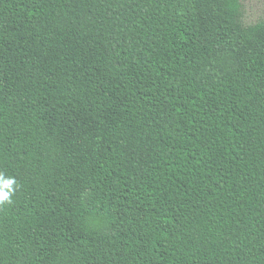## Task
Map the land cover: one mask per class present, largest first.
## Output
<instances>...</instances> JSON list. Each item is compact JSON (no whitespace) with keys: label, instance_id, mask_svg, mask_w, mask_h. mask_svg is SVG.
Instances as JSON below:
<instances>
[{"label":"trees","instance_id":"obj_1","mask_svg":"<svg viewBox=\"0 0 264 264\" xmlns=\"http://www.w3.org/2000/svg\"><path fill=\"white\" fill-rule=\"evenodd\" d=\"M243 0H0V264H264V16Z\"/></svg>","mask_w":264,"mask_h":264},{"label":"rangeland","instance_id":"obj_2","mask_svg":"<svg viewBox=\"0 0 264 264\" xmlns=\"http://www.w3.org/2000/svg\"><path fill=\"white\" fill-rule=\"evenodd\" d=\"M244 22L249 24L264 16V0H243Z\"/></svg>","mask_w":264,"mask_h":264},{"label":"clouds","instance_id":"obj_3","mask_svg":"<svg viewBox=\"0 0 264 264\" xmlns=\"http://www.w3.org/2000/svg\"><path fill=\"white\" fill-rule=\"evenodd\" d=\"M16 181L13 178H5L0 174V204L10 203V197L14 193L13 185Z\"/></svg>","mask_w":264,"mask_h":264}]
</instances>
